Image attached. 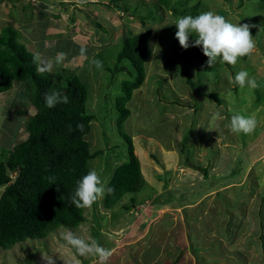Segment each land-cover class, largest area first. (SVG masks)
<instances>
[{
	"label": "rangeland",
	"instance_id": "374dc122",
	"mask_svg": "<svg viewBox=\"0 0 264 264\" xmlns=\"http://www.w3.org/2000/svg\"><path fill=\"white\" fill-rule=\"evenodd\" d=\"M176 1L186 0H168L171 5ZM198 2L200 13L213 11L231 23L253 25L254 53L235 68L218 60L202 71L199 61L191 58L169 65L167 61L178 52L173 23L181 16L173 15L158 0L118 2L125 12H113L119 26L106 31L109 36L102 43L106 49L97 55L89 50L81 68L53 77L63 85L77 76L87 88L86 113L93 120L86 141L91 152L103 151L90 166L99 175L105 172L106 187L111 171L127 160L120 159L125 143L118 135L114 106L126 75L120 72L112 77L108 69L113 68L123 39L151 32L152 57L145 65L146 77L127 104L130 116L123 124L145 185L111 209L98 200L91 209H84V222L75 229L59 227L45 239L0 248V264H48L44 257L49 256L55 264H98L95 257L79 256L60 246L66 230L85 239L90 236L109 249L112 255L107 264H264V0L245 1L241 8L239 0H187L186 7ZM154 6L159 7V19L144 20L142 27L134 15L143 17ZM1 11L0 27L18 26L9 13ZM93 61H100L102 68ZM241 70L261 87L241 89L230 83L228 74L234 77ZM187 76L198 88L197 94L186 83ZM209 93L216 94L221 104L208 99ZM7 99V107L0 112L4 159L25 140L24 123L34 113L21 88ZM217 112L223 119L213 122ZM234 114L254 116L255 130L248 135L233 133Z\"/></svg>",
	"mask_w": 264,
	"mask_h": 264
},
{
	"label": "trees",
	"instance_id": "16d2710c",
	"mask_svg": "<svg viewBox=\"0 0 264 264\" xmlns=\"http://www.w3.org/2000/svg\"><path fill=\"white\" fill-rule=\"evenodd\" d=\"M121 1L110 2L123 13L125 9L118 5ZM245 1L249 0H239L238 8ZM158 3L172 10L173 15L200 14L199 2L191 7H186L187 0L176 1L172 5L168 0H158ZM153 8V12L144 11L143 17L134 15L142 27L146 25L144 20L159 19L156 12L159 7ZM150 35L151 32L147 31L123 39L115 64L108 69L112 77L120 72L126 75L114 106L118 135L125 143L120 159L127 157V160L109 174L105 189L112 188L114 191L112 194L106 192L103 197L106 209L116 206L128 194L140 192L145 185L132 138L123 131V124L130 116L127 104L146 77L145 65L152 57L148 44ZM194 38H189L190 44ZM175 42L178 52L167 61L169 65L191 58L199 61L198 70L207 71L208 58L203 55L200 46L183 49L178 40ZM185 81L197 94L198 88L188 76ZM14 83L22 85L34 114L24 123L25 140L14 145L7 158L0 155V188L3 189L0 194V248L3 250H9L27 239H45L59 227L75 229L84 222V209L76 208L71 198L77 181L91 170V162L103 152H91L86 141L93 116L86 113L88 92L85 84L77 76L60 85L50 76L41 75L35 56L18 42L15 29L6 25L0 30V93L8 92ZM53 91L67 95L69 102L48 108L44 102L45 94ZM205 96L221 104L216 94ZM78 125L83 126L82 130ZM184 144L185 140L183 148ZM104 173L100 174L101 180ZM164 202L170 203L169 200Z\"/></svg>",
	"mask_w": 264,
	"mask_h": 264
},
{
	"label": "crops",
	"instance_id": "0c3cea01",
	"mask_svg": "<svg viewBox=\"0 0 264 264\" xmlns=\"http://www.w3.org/2000/svg\"><path fill=\"white\" fill-rule=\"evenodd\" d=\"M110 1L0 0V8L17 22L18 26H10L15 29L18 42L35 56L38 72L54 79L55 74L81 68L88 61L89 50L97 55L106 49L102 44L103 37L109 36L106 31L119 26L113 12L120 11ZM59 53L64 55L58 61ZM18 88L25 95L17 83L8 92L0 93V112L7 107L5 100Z\"/></svg>",
	"mask_w": 264,
	"mask_h": 264
},
{
	"label": "clouds",
	"instance_id": "9594fccd",
	"mask_svg": "<svg viewBox=\"0 0 264 264\" xmlns=\"http://www.w3.org/2000/svg\"><path fill=\"white\" fill-rule=\"evenodd\" d=\"M176 26L175 38L183 49L190 46H200L203 55L207 57V65L211 68L217 61L226 63L233 68L244 58L251 56L255 51V41L250 32L253 25L231 23L224 16L218 15L213 11L200 13L196 16L184 15L176 17L173 23ZM195 37L190 44L189 38ZM59 53L57 60L63 57ZM97 68H102L100 61H93ZM227 78L230 83L238 85L241 89L248 87L255 90L261 85L254 77H250L246 70H241L233 77L230 73ZM45 105L48 108H54L57 104H67L69 98L58 91L45 94ZM212 121L223 119L220 113L212 115ZM257 125L254 116H245L234 114L230 120V130L236 134H251ZM82 130V125H78ZM53 184V183H52ZM114 189H105L100 175L96 170H90L80 180L77 181V187L71 198V203L78 209H91L94 203L103 199L106 192L112 194ZM61 247L74 251L79 256H91L98 260V264H107L112 255L109 249L101 246L98 241L92 237L85 239L77 236L70 230H66L61 236ZM48 264H55L52 256L44 257Z\"/></svg>",
	"mask_w": 264,
	"mask_h": 264
}]
</instances>
